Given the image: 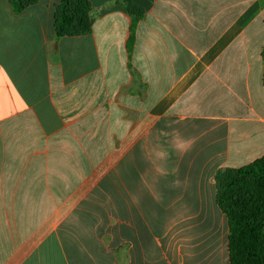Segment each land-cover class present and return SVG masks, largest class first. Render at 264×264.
<instances>
[{
	"label": "crops",
	"instance_id": "crops-1",
	"mask_svg": "<svg viewBox=\"0 0 264 264\" xmlns=\"http://www.w3.org/2000/svg\"><path fill=\"white\" fill-rule=\"evenodd\" d=\"M0 0V264H229L216 175L264 155V0Z\"/></svg>",
	"mask_w": 264,
	"mask_h": 264
},
{
	"label": "trees",
	"instance_id": "trees-1",
	"mask_svg": "<svg viewBox=\"0 0 264 264\" xmlns=\"http://www.w3.org/2000/svg\"><path fill=\"white\" fill-rule=\"evenodd\" d=\"M40 0H10L19 14ZM133 26L142 11L132 0H119ZM90 0H61L56 9L57 37L92 31ZM264 56V55H263ZM217 203L229 226V264H264V155L240 168H225L216 175Z\"/></svg>",
	"mask_w": 264,
	"mask_h": 264
}]
</instances>
